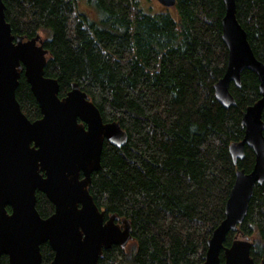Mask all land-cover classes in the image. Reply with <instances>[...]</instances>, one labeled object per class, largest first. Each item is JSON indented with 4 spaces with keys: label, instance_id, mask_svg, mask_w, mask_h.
Here are the masks:
<instances>
[{
    "label": "trees",
    "instance_id": "obj_1",
    "mask_svg": "<svg viewBox=\"0 0 264 264\" xmlns=\"http://www.w3.org/2000/svg\"><path fill=\"white\" fill-rule=\"evenodd\" d=\"M78 1L2 0L13 36H42L44 75L57 81L58 97L76 83L103 122L126 133L121 144L104 142L88 192L105 220L129 221L131 239L104 250L98 264H202L236 170L253 167L250 149L234 165L229 146L243 139L242 115L259 100L257 77L247 70L240 88L229 86L234 106L215 97L228 58L222 0H176L160 12L145 11L139 0H82L91 16ZM235 7L264 65V0H236ZM15 97L28 120L41 118L23 74ZM35 207L43 219L54 212L39 192ZM238 231L250 240L254 263L264 264V185L254 188ZM235 235L228 233L224 247ZM40 253L41 264H50L48 244Z\"/></svg>",
    "mask_w": 264,
    "mask_h": 264
},
{
    "label": "water",
    "instance_id": "obj_2",
    "mask_svg": "<svg viewBox=\"0 0 264 264\" xmlns=\"http://www.w3.org/2000/svg\"><path fill=\"white\" fill-rule=\"evenodd\" d=\"M156 1L165 9L176 4V0ZM235 2L222 0L221 39L228 58L214 93L224 107L234 106L230 84L240 88L246 70L256 75L259 100L242 115L243 139L229 146L234 165L244 158L245 148L252 151L254 164L249 173L236 170L224 219L207 242L202 264H255L251 242L238 227L246 218L254 188L264 185V65L255 58L237 21ZM4 10L0 0V259L6 256L8 264H41L40 247L48 244L54 253L50 264H98L104 250L124 248L131 239L129 221L118 222L114 216L105 220L88 192L92 174L101 168L104 142L121 144L126 133L116 122L104 123L76 83L65 97H58L57 81L44 75L47 51L40 35L28 40L13 36ZM21 74L41 114L33 122L15 97ZM37 192L54 206L48 218L36 210ZM228 233L236 235L224 247Z\"/></svg>",
    "mask_w": 264,
    "mask_h": 264
},
{
    "label": "rangeland",
    "instance_id": "obj_3",
    "mask_svg": "<svg viewBox=\"0 0 264 264\" xmlns=\"http://www.w3.org/2000/svg\"><path fill=\"white\" fill-rule=\"evenodd\" d=\"M139 3L145 11L160 12V11H163L164 9L158 4L156 0H139ZM78 7L81 10V12L86 13L87 15L91 16V11L86 6L84 1L82 0L78 1ZM40 37L42 39L41 35Z\"/></svg>",
    "mask_w": 264,
    "mask_h": 264
},
{
    "label": "flooded vegetation",
    "instance_id": "obj_4",
    "mask_svg": "<svg viewBox=\"0 0 264 264\" xmlns=\"http://www.w3.org/2000/svg\"><path fill=\"white\" fill-rule=\"evenodd\" d=\"M53 256H54V253H53Z\"/></svg>",
    "mask_w": 264,
    "mask_h": 264
}]
</instances>
